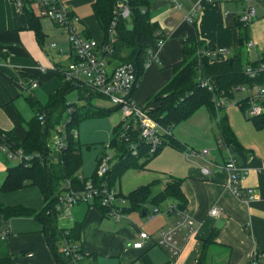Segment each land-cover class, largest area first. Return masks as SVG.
<instances>
[{"label":"crops","instance_id":"crops-1","mask_svg":"<svg viewBox=\"0 0 264 264\" xmlns=\"http://www.w3.org/2000/svg\"><path fill=\"white\" fill-rule=\"evenodd\" d=\"M16 1L0 0V135L10 133L24 140L37 109L46 107L64 83L56 69L69 62L70 47L63 28L39 17L35 9L29 10L31 14L17 9ZM88 1L91 13L84 9ZM93 1L68 0L66 4L80 18V33L103 41V31L93 15ZM145 1L143 9L165 41L156 49V61L146 58L143 74L133 89V100L144 111L154 108L153 98L173 77L189 37L210 52V63H223L235 55L242 66L264 59L262 4L256 6V18L244 25L246 42L252 43L245 49L246 42L240 44L239 16L244 8L240 0L201 2L192 20L185 17L198 0ZM33 24L38 26L41 39ZM219 48L227 49V54L219 53ZM34 81L37 86L32 88ZM243 101L244 95L234 97L216 118H211L205 107L199 108L190 116L189 131L175 126L171 129V138L179 148L164 146L144 169H127L115 181L114 188L126 200L139 187L148 186L154 197L170 180H180L193 230L188 235V230L175 235L182 247L177 255L159 243L160 232L179 219L168 211L178 204L175 198L167 197L156 204L146 200L138 208H127L126 200L118 219L107 214L99 199L78 204L70 215L50 216L52 226L65 233L50 240L40 218L45 199L37 186L29 185L10 191L0 188V231H8L0 239V264H71L61 251L67 241L79 249L76 264H196L201 258L206 264H249L253 251H264V122L260 125L247 117ZM121 120L120 116L114 127ZM218 139L222 140L220 145ZM193 144L209 149V153L187 156L186 148L201 150ZM0 153L15 162L12 166L18 164L5 152ZM229 157L244 172L235 184L238 196L231 190L233 185L227 187L228 175L222 168ZM4 162L0 158V186L11 167ZM204 166L209 167L208 175L202 173ZM77 174L82 176L80 170ZM248 189L252 196L245 197ZM213 206L220 210L217 217L209 214ZM154 209L157 212L153 213ZM141 232L147 233L148 239L142 248H133Z\"/></svg>","mask_w":264,"mask_h":264},{"label":"trees","instance_id":"trees-1","mask_svg":"<svg viewBox=\"0 0 264 264\" xmlns=\"http://www.w3.org/2000/svg\"><path fill=\"white\" fill-rule=\"evenodd\" d=\"M118 3H124L130 10V14L127 18L118 19L113 29L114 39L111 42L113 60L116 64H133L138 80L143 74L147 50L153 47L156 40L162 36V33L156 22H151L147 12L143 9V5H146L145 0H94L92 3L93 15L104 34V40L100 42L106 43L109 41V26L111 21L117 16L114 11ZM23 11L31 14L27 5H24ZM240 25V44L242 45L247 38L245 24L240 22ZM33 28L37 37L41 39V32L38 26L33 24ZM83 35L87 38H92L87 34ZM203 52L200 44L192 40V37H189L184 48L183 60L174 66L173 77L153 98L154 108L148 113L162 127H171L172 129L176 124L186 120L202 107L209 111L211 118H216L214 103L211 101L213 92L201 87L199 83L200 76L209 79L216 87L215 93L226 97L228 101L233 99L231 93L233 86L252 81L243 73L246 65H241L237 55L232 58L231 62L228 60L223 63H210L208 56ZM259 63H264V59L247 65L254 66ZM254 81L264 83V72ZM73 91L77 93V103L72 104L74 109L68 114L71 121H69L67 126L69 136L66 141V150H63L64 152L60 155L57 162L52 161L50 160V152H53L52 156L56 153L53 148L47 146V141L54 133L53 130L63 121L67 112L66 102L68 100H66V97ZM85 94L84 91H80L70 83L64 82L61 89L50 97L47 106L37 109L35 119L30 125L28 136L24 140L10 133L6 134V138L16 147L21 148L25 153H40L44 161L35 159L29 166L17 164L9 167L0 188L3 191H10L34 185L41 190L46 205L42 212L43 214H40V218L46 226L50 240H55L59 238V234L64 233L62 230H57L52 226L50 223L51 215L46 214V208L53 202L54 196L59 192L65 179H69L72 182L76 181L77 172H79L81 166L80 143L77 138L70 135V129L78 130L77 126L80 120L106 117L119 110L118 107H96L91 104L90 100L95 97L102 98L103 96L91 93V95L86 97ZM79 101L84 102L83 106H79ZM37 113L45 115L43 124L38 121ZM254 120L263 125L264 116L255 117ZM218 122L220 124V120ZM221 123H223L222 120ZM124 135L122 124L120 123L113 128V138L109 142L108 147L105 145L106 149H115L114 160L111 161V167L104 176L108 186L112 188H114L115 181L120 178L124 171L130 168L144 169L149 160L158 154L164 146L180 147L172 138L167 137L159 151L154 155H149V146L141 142L138 147L140 154L135 157L129 151V144L126 138H128L130 143H137L139 135L137 127L131 126ZM102 158L98 159V165ZM96 172L89 178L98 183L100 180L97 178ZM179 181V179L175 178L170 180L166 183L162 192L154 197L150 196L148 186L135 189L126 196L127 208H138L146 200H154L156 204L167 197H172L177 200L180 209H185L186 199L180 191ZM196 264H206V262L201 258Z\"/></svg>","mask_w":264,"mask_h":264},{"label":"built area","instance_id":"built-area-1","mask_svg":"<svg viewBox=\"0 0 264 264\" xmlns=\"http://www.w3.org/2000/svg\"><path fill=\"white\" fill-rule=\"evenodd\" d=\"M215 0H198L192 10L186 15L185 19L192 20L195 17V12L199 8L201 2H212ZM244 4V8L240 13L239 20L241 23L247 25L257 16L256 6L262 4L264 8V0H240ZM27 5L29 10L35 9L39 17H44L51 20L56 26L63 28L68 36L70 47V60L64 66L56 69L60 73L62 79L66 83H70L74 88L84 91L85 96L96 93L102 95L110 104L111 107H118V112L121 116V124L123 135L131 126H136L139 132L138 142L129 144V151L132 156L137 157L140 154L138 149L142 142L149 146V155H154L163 146L167 137L171 138V127H162L155 119H153L148 111H144L138 107L133 100L132 91L136 85L137 76L133 64L131 63H114L112 41L114 39L113 29L116 26L118 19L127 18L130 10L122 3H118L114 13L117 14L109 26V41L104 43L93 38H87L82 35L78 29L80 18L69 9L65 0H17L15 6L17 9H23ZM165 41V37L161 36L156 40L153 47L147 50V57L150 61L157 60L156 49L160 47ZM251 42H246L245 46L250 47ZM55 46V44H52ZM218 52L227 54V49L219 48ZM209 57L210 52L205 50L203 52ZM264 72V63L258 65H246L243 73L251 82L239 83L233 86L232 95L234 93H242L244 95V102L247 105L246 114L249 118L264 116V83H260L256 78ZM201 87L209 92H213L211 101L214 103L216 113L224 107L228 100L215 93L216 87L209 80L204 77H199ZM37 86V82L31 83V87ZM76 101H67V112L60 125H58L47 141V146L53 148L50 152V160L58 161L60 155L66 150V141L68 139V124L71 121L68 114L74 109L72 104ZM44 114L37 113V119L40 124L44 122ZM72 137H78V130L70 129ZM125 136V135H124ZM222 143L218 139L217 144ZM108 147V144L106 145ZM65 149V150H64ZM0 150L5 152L10 158L18 161V164L29 166L35 159L44 161L40 153H25L21 148L16 147L6 138V134L0 135ZM64 150V151H63ZM108 150V149H107ZM209 153V149L194 150L186 148L185 154L191 156H205ZM111 158L108 154L103 156L96 172L98 183L91 178H83L78 175L76 181L65 179V182L60 187L59 192L54 196L53 202L46 208V214L54 216L70 215L72 209L81 203H88L99 199L100 203L107 214L115 219L120 218L126 206L125 197H122L115 188L109 187L104 179L111 165ZM222 168L228 175L227 187H232V192L238 196V188L235 184L244 176V172L236 167V163L232 157L226 158ZM264 169V164H263ZM209 167H202V173L208 175ZM77 179L79 183L77 184ZM75 182V183H74ZM252 190L248 189L247 195L252 196ZM169 212H174L178 217V221L172 227L163 229L160 232L159 243L168 248L173 255H177L181 250V245L175 239V235L182 230H188L187 235L193 230V220L187 214L186 209H180L178 204H173L168 209ZM157 212L154 209L153 213ZM209 214L211 216H218L220 210L217 206H213ZM8 231H0V239H3ZM65 234V233H64ZM139 239L133 242V248H142L143 241L148 239V234L141 232ZM77 244L74 242H65L62 247V254L68 257L71 264H76L79 260V251ZM249 264H264V251H253L250 257Z\"/></svg>","mask_w":264,"mask_h":264},{"label":"rangeland","instance_id":"rangeland-1","mask_svg":"<svg viewBox=\"0 0 264 264\" xmlns=\"http://www.w3.org/2000/svg\"><path fill=\"white\" fill-rule=\"evenodd\" d=\"M66 2L68 0H65ZM90 1H88L84 5V9L86 13H91L90 9ZM80 16H83L81 13H78ZM85 14V13H84ZM99 30V28H96ZM247 46H244L245 49ZM243 50V54H246V50ZM96 95V94H94ZM239 95H243L242 93H234L233 98ZM66 100L69 101H76L77 100V93L75 91L69 93L66 97ZM91 104L96 107L101 106H108V102L103 100L102 98L95 97L94 99L90 100ZM79 106H83L84 102L79 101ZM28 107V106H27ZM204 109V108H203ZM25 116V115H24ZM120 113L118 111L113 112L108 116H103L99 118H86L80 120L78 123V142L80 143L81 149V166H80V174H82L83 178H89L95 171L98 169V159L106 155L107 151L111 158L114 160L115 157V149H106L105 145L109 144L111 139L113 138V128L114 125L119 121ZM191 117L187 118L186 120L179 122L175 125V127H181L183 130H190V121ZM200 140V138L198 139ZM192 146V145H191ZM195 148H200L199 145L193 144ZM158 154L154 157L156 158ZM153 157V158H154ZM0 158L3 159L7 166H12L15 164L14 161L6 159L4 155L0 153ZM152 158V159H153ZM4 164V165H5ZM111 167V165H110ZM5 172V171H4ZM3 176L5 173H3Z\"/></svg>","mask_w":264,"mask_h":264},{"label":"water","instance_id":"water-1","mask_svg":"<svg viewBox=\"0 0 264 264\" xmlns=\"http://www.w3.org/2000/svg\"><path fill=\"white\" fill-rule=\"evenodd\" d=\"M123 4H124V3H123ZM231 60H232V59H230L229 61L231 62ZM217 226H219V225H217Z\"/></svg>","mask_w":264,"mask_h":264}]
</instances>
